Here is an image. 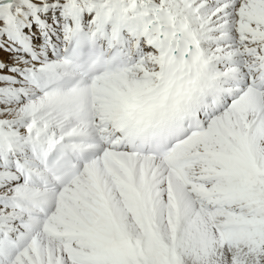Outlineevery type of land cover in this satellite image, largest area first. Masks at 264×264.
<instances>
[{"label": "snow or ice", "instance_id": "1", "mask_svg": "<svg viewBox=\"0 0 264 264\" xmlns=\"http://www.w3.org/2000/svg\"><path fill=\"white\" fill-rule=\"evenodd\" d=\"M0 264H264V0H0Z\"/></svg>", "mask_w": 264, "mask_h": 264}]
</instances>
